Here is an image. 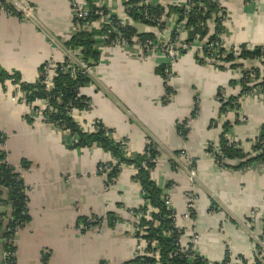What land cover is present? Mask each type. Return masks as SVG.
I'll use <instances>...</instances> for the list:
<instances>
[{
	"label": "crops",
	"instance_id": "crops-1",
	"mask_svg": "<svg viewBox=\"0 0 264 264\" xmlns=\"http://www.w3.org/2000/svg\"><path fill=\"white\" fill-rule=\"evenodd\" d=\"M23 1L34 9L39 23L7 16L0 0V67L9 74L17 73L25 83H34L44 63L60 62L65 56L49 36L68 40L74 34V0ZM126 1L101 0V5L113 16L127 19L123 10ZM148 1L152 6H179L186 0ZM217 1L226 11L222 37L226 45L264 47V0ZM176 21V16H170L161 37L154 28L138 26V30L155 34L166 44ZM99 28V24L95 26ZM97 48L100 60L93 68L92 80L79 91L91 107L77 111L75 121L84 131H91L94 121L101 122L116 140H124L126 155L131 157L142 153L153 139L160 157L150 172L151 179L164 188L175 212V225L183 231L182 245L196 236L195 248L208 261L221 262L228 251L231 264H240L241 257L254 264L251 235L261 234L264 226V163H253L242 171L222 169L206 148L217 143L224 122L232 123L238 117V124L226 137L239 143L244 153L253 154L252 142L264 125V91L242 97L237 110L228 111L217 127H210L219 109L218 91L223 97L237 94L229 82L239 80V70L220 71L199 64L191 49L176 61L169 86L172 97L164 102L165 84L157 72L164 63L160 52L144 54L138 46L100 43ZM16 92L11 81H6L4 88L0 85V153L18 169L28 198L29 222L14 237L15 264L132 261L137 241L131 211L144 203L140 186L133 180V167L122 166L107 186L98 166L116 164L117 160L97 147L72 149L73 137L35 117L31 108H43V104L36 101L30 107L19 103ZM183 121L187 125L185 139L177 132ZM176 152L195 161L193 180L172 168L168 153ZM21 164L27 169L20 168ZM5 211L7 208L0 206V214ZM253 212L257 216L248 226ZM82 218L101 222L81 228Z\"/></svg>",
	"mask_w": 264,
	"mask_h": 264
},
{
	"label": "trees",
	"instance_id": "trees-1",
	"mask_svg": "<svg viewBox=\"0 0 264 264\" xmlns=\"http://www.w3.org/2000/svg\"><path fill=\"white\" fill-rule=\"evenodd\" d=\"M84 1L88 6V16L85 20L80 21L81 26L90 25L100 18L97 15L98 9L92 0ZM141 1L144 0H128L123 4L128 25L120 29L118 35L107 26H104L100 30L90 27L82 28L74 32L66 41L65 47L78 51L82 57V61L88 67L94 68L100 60V52L97 48L100 37H107L104 40L107 46H110L117 36L118 39L124 40L128 47L134 46V38L140 44H144L147 41H156L161 46L162 39H158L155 34L139 31L138 26H147L154 29L156 27V30L161 33L165 29L170 16H176V24L180 28L179 34H181V39L176 40V37L178 38L179 35L173 31L170 33L171 41L167 45L174 44L180 56L186 54L191 50L192 45L198 43L200 49L194 50L197 63L215 66L220 71L241 70V78L237 81L231 80L229 82V87L237 90V94L225 98L220 94V90L218 91L217 101L219 109L216 118L210 122V127H217L220 119L228 111L237 110L238 102L242 97L250 95L257 88L260 91H264V48L262 46H255L253 49H249L247 44H241L238 46L239 53L237 56L232 53L233 47H230L229 53L223 58H217L216 54L213 53L214 51L209 49L210 45L218 43V53L224 51L219 36L225 33V28L222 25V16L226 15V11L217 0H186L179 6H139ZM1 4V7L10 9L14 16L20 17V14L15 12L12 6L6 3V0H1ZM186 6H188L187 10L185 9ZM103 10L105 11V9ZM113 17L115 20L118 19L116 16ZM147 17L158 19V25L148 21ZM73 21L75 22V19ZM181 23L184 24L183 27L180 26ZM143 53L147 54L148 52L144 51ZM210 57L214 60H210ZM64 61L67 62V58ZM165 65L163 63L157 69V72L164 81ZM60 68L58 66L51 91H46L43 85V65L39 70V78L34 83H25L17 73L9 74L0 67V85L4 88L6 81L17 84L21 92L25 94V104L30 107L37 100H45L48 106L55 111L50 114L46 111L42 113L44 118L45 115L47 116L46 123L73 137L72 149L97 147L104 152L110 153L117 160V163H108L112 168L110 172L106 174L99 173L106 176L107 186L112 184L118 177L121 166H131L136 170L133 180L140 186L144 203L140 208L131 211L135 219L133 221V236L136 241L143 240L146 243V247L144 249L145 255L135 252L134 259L127 264H231L228 251H226L221 262L208 261L199 254L193 245H189V242L187 245L188 249L184 252L187 247L182 246L183 231L175 225V212L166 202L164 188H160L151 179L150 172L155 167L154 160L159 156L155 141L149 139L148 143L144 146L143 152L135 157H131L126 155L124 140H116L113 137L112 130L105 127L101 122L95 124L93 131H84L75 119L69 115V111L71 109L83 111L88 108L89 99L81 96L79 91L88 85L92 79L86 73L78 70L72 77L68 73L61 72ZM165 91L166 94L172 92L168 87ZM35 109L36 107L34 106L31 108L32 111ZM194 111L193 117L195 115ZM237 124L238 117L232 123L228 121L224 122L221 125V132L217 143H209L207 145L206 153L213 155L214 162L219 168L242 171L253 163H264V125L259 135L252 142L253 154H246L241 149L239 143H232L226 137L227 132ZM177 132L181 138H186V121L177 125ZM1 141H3L2 138L0 139ZM215 152L217 153L215 154ZM20 168L27 169L25 164H21ZM25 191L26 186L18 169L6 161L4 153H0V206L7 208V211L0 214V264L16 263L14 237L17 230L22 229L29 222L28 199ZM9 193L12 196L10 205L8 199ZM146 215L149 216V219L146 218ZM87 220V218H82L79 221V224H83L86 229L101 222L96 220L94 223H88ZM250 220L249 218L248 221ZM262 220L264 222V217ZM110 224H112L111 221H109ZM262 234H264V229ZM257 249H260L259 246H257ZM156 251L159 255L158 260L153 256L146 255L147 253H155ZM239 259L242 264H247L242 257ZM254 264L262 263L254 257Z\"/></svg>",
	"mask_w": 264,
	"mask_h": 264
},
{
	"label": "built area",
	"instance_id": "built-area-1",
	"mask_svg": "<svg viewBox=\"0 0 264 264\" xmlns=\"http://www.w3.org/2000/svg\"><path fill=\"white\" fill-rule=\"evenodd\" d=\"M95 2L93 3L95 5V7L98 9L97 10V15L100 17L98 21L93 22L92 24H88V25H80V21L85 20V18L88 16V6L86 5L84 0H74L71 5H72V10H73V19H75V22L73 21V27H74V32L82 29V28H93L95 29V26H97L98 24L101 26V28L96 29V30H100L102 29L104 26H107L109 28H111V30L118 35L119 34V30L124 28L126 25V21L127 19L125 18H118V19H114L113 15L110 14L109 12H107L106 10L104 11L103 6L101 5V0H94ZM93 2V0H92ZM6 3H8L9 5L12 6V9L20 14V19L23 20H28L33 22L34 24H38L39 21L37 19V16L35 15L34 9L31 7V5H29L28 3L24 2L23 0H6ZM139 6H152L150 5L148 0H144L141 1L139 3ZM1 9L4 11V13L7 16H12V17H16L14 16V14L12 13V11L10 9H8L7 7H1ZM185 9H188V6L185 7ZM223 21H222V25L224 24L225 20L227 19V16L224 15L222 16ZM147 20L150 21L151 23H156V25H158V19L154 18V17H147ZM162 20V19H161ZM183 23L180 24V26L183 27ZM224 27V25H223ZM155 29H157L155 27ZM166 29V28H165ZM165 29L159 34L160 37L163 35V33L165 32ZM179 26L174 23V27L171 30V32L175 31L176 33H178V38L176 37V40L181 39V34H179ZM184 31V30H183ZM170 32V33H171ZM224 36V34H221L219 36L220 42H221V46L224 49V51L222 53H218V47L219 44L218 43H214L212 45H210V50L214 51L213 53L216 54V57H225L228 53H229V49L230 47L232 48V53L237 56L239 53V49L238 46L239 45H226L222 39V37ZM158 39L159 36H157ZM107 37L106 36H102L99 38L98 43L100 44H104V40H106ZM49 40L52 44H54L55 46L59 47L63 52H64V58L62 61L60 62H56L53 60L47 61L46 63L43 64V85L45 86L46 91H51L53 88V79L54 77H56L57 75V70H58V66H60V71L63 73H68L70 76H74L75 72L81 71L83 73H86L87 75H89L92 78L93 75V68L88 67L87 64L85 62L82 61V57L80 55V53L78 51H73L70 49H67L65 47V43L67 40H60V39H56L54 37L49 36ZM133 41L135 42L134 46H138L142 52L147 51V52H152V51H158L160 52L163 57H164V63L165 65V69H164V75H165V89L168 87L170 88V83L172 82V80L174 79V65L176 63V61L179 59L180 57V53L178 52V50L174 47V44H168L167 43H163V42H159L161 46H159V44H157V42L155 41H147L144 44H140L136 38L133 39ZM170 38L169 41L170 42ZM107 46V45H106ZM110 46H120V47H125L128 48L126 42L123 40L118 39V36L113 40L112 44ZM249 49H253L255 46L253 45H248L247 46ZM263 47V46H262ZM264 48V47H263ZM191 49L196 50V49H200V46L198 43L194 44L191 46ZM67 58V62L64 61V59ZM210 60H214L212 57H210ZM264 60V59H263ZM255 64V63H254ZM239 70L240 74H241V70ZM252 76V75H251ZM241 78V75H240ZM239 78V79H240ZM12 83V82H11ZM13 84V83H12ZM15 85V90L16 92V101L19 103H25V94L21 92L19 86L17 84H13ZM171 89V88H170ZM172 91V90H171ZM259 89H254L252 91V94H254L255 92H258ZM172 97V92L169 94H166V98L165 101H168L169 98ZM226 98V97H225ZM40 103L43 104V108L40 107H36L35 110H33V113L35 115V117L41 118L44 124H48L47 122V116L45 115V118L43 117L42 113L44 111H46L47 113H53L55 112L51 107L48 106L47 102L45 100H37ZM36 102V101H35ZM91 107V103L90 100L88 102V108L86 110H89ZM78 110L76 109H71L69 111V115H71L73 117V115L77 112ZM85 111V110H83ZM195 115H196V109H195ZM194 115V116H195ZM100 123L99 121H94L91 125H90V130L93 131L94 130V126L95 124ZM50 125V124H48ZM179 125V124H178ZM52 126V125H51ZM54 127V126H53ZM187 127V125H186ZM55 128V127H54ZM153 140V139H152ZM156 143V142H155ZM157 145V143H156ZM157 151H159V156L155 161V165L157 164L159 157H160V150H159V146L157 145ZM216 151V150H215ZM217 152H215L216 154ZM209 156H211L213 158V155L208 154ZM168 158H169V162L172 165V168L178 171H184L186 172L189 177L191 178V180H193L195 178V172H194V161L192 159H190L189 157H187L183 152H178V153H168ZM112 170V168L109 166V164H102L98 167V173L101 174H106L108 172H110ZM122 170V166L120 167V172ZM135 170V169H134ZM136 172V170H135ZM27 192V188L25 191V194ZM165 195V199L166 202L168 204V198ZM27 196V195H26ZM28 199V198H27ZM169 205V204H168ZM257 216V213L253 212L251 213V220L248 223V226H252L255 221V218ZM146 218L149 219V216L146 215ZM87 222L88 223H94L96 222L95 219L93 218H87ZM84 225L81 224V228H83ZM264 229V226H263ZM20 230V229H19ZM17 230V231H19ZM263 231V230H262ZM17 233V232H16ZM252 238V242L255 248V256L257 261H260L261 263H264V234H257V233H252L251 235ZM197 241V237L196 236H192L189 240V245H193L195 247V243ZM181 244V243H180ZM188 243L186 245H182L183 247H187ZM257 246H259L260 249H257ZM146 247V243L143 240H137V245H136V252H139L140 255H145L144 254V249ZM188 249V247L184 250V252ZM147 256H153L156 260L159 259V255L158 252L156 251L155 253H147ZM16 256V254H15ZM254 263V261H253ZM242 264V263H240Z\"/></svg>",
	"mask_w": 264,
	"mask_h": 264
},
{
	"label": "water",
	"instance_id": "water-1",
	"mask_svg": "<svg viewBox=\"0 0 264 264\" xmlns=\"http://www.w3.org/2000/svg\"><path fill=\"white\" fill-rule=\"evenodd\" d=\"M126 25H128V22L126 21ZM11 201H12V196H11V193H9V203L11 204Z\"/></svg>",
	"mask_w": 264,
	"mask_h": 264
}]
</instances>
